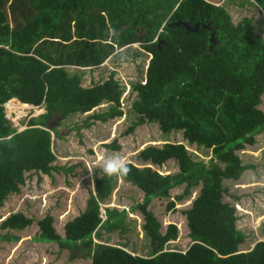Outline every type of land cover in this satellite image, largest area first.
<instances>
[{
	"label": "trees",
	"instance_id": "trees-1",
	"mask_svg": "<svg viewBox=\"0 0 264 264\" xmlns=\"http://www.w3.org/2000/svg\"><path fill=\"white\" fill-rule=\"evenodd\" d=\"M255 5L264 14V0H255ZM179 20L199 27L192 32L170 25ZM135 43L150 58L144 80L133 83L128 92V97L136 94L131 108L138 119L124 133L144 123L156 124L162 133L180 132L189 145L210 150L211 157L207 164L196 161L184 143L166 140L160 146L146 145L136 158L158 167L173 160L178 171L162 174L150 165L126 163L129 173L118 177L143 192L133 208L144 218L141 229L152 246L148 256L121 244L94 242L100 228L128 231L124 208L105 207L101 216L98 198L108 196L115 184L106 175L96 181L101 194L97 189L85 209L66 221L64 237L47 214L37 220L39 239L56 243L60 250L87 252L91 264H264V240L241 251L245 235L237 228L235 205L223 201V180H238L246 169L238 152L255 144V136L264 130V109L259 108L264 39L254 31L252 17L233 22L228 11L211 0H0V207L9 195L20 193L29 174H51L56 159L52 134L60 136L56 127L62 120L105 102L109 107L92 111L91 120L106 123L124 115V89L114 73L83 86L81 68L98 67L117 48ZM12 98L45 112L18 131L4 112V103ZM55 116L60 120L49 129ZM104 147L119 149L116 139ZM182 184L176 201L198 187L183 211L190 238L184 251L166 249L178 236L177 225L169 223L162 233L147 209L153 198H168L169 191ZM174 206L172 200L166 207ZM32 222L22 212L9 213L0 222L6 231L3 238L19 240L10 231ZM75 257L71 253L70 258Z\"/></svg>",
	"mask_w": 264,
	"mask_h": 264
},
{
	"label": "rangeland",
	"instance_id": "rangeland-1",
	"mask_svg": "<svg viewBox=\"0 0 264 264\" xmlns=\"http://www.w3.org/2000/svg\"><path fill=\"white\" fill-rule=\"evenodd\" d=\"M211 1L223 6L233 22H238L243 17H252L254 31L264 39V14L257 11L255 0ZM149 58L150 55L139 47V43H135L117 48L114 54L98 67L91 70L81 68L84 69L83 86L104 81L110 73H114V78L124 89L121 96L124 115L106 123L91 120L88 115H91L92 111H104L109 107L110 104L105 102L90 112L77 113L59 123L56 129L60 136H54L52 139V151L56 159L52 162L55 168L51 174H29L21 186L20 193L9 195L0 207V222L11 212H22L33 219L32 224L25 229L10 231L20 237L17 241L3 238L6 231L0 228V264H71L76 259L79 260L75 264H90L87 252L60 250L56 243L40 240L37 220L49 214L53 218L52 224L57 233L64 237L66 221L85 209L91 195L97 196L99 185L96 181L105 175L98 165L109 156H121L126 163L131 162L138 167L150 165L162 174L172 173L179 170L173 160L158 167L136 158L138 151L146 145L160 146L167 140L184 143L194 160L208 163L210 150L203 151L200 147L189 145L182 139L180 132L162 133L156 124L144 123L133 131L124 133L138 119V115L131 108V100L135 99L136 94L132 93L128 97V92L133 83L144 80ZM10 100L15 101V104L11 103L5 112L10 117V125L18 131L26 127L25 122L30 118L44 112L42 107L24 108L22 103ZM259 108L264 109V94ZM58 120L60 117L55 116L50 126L54 127ZM255 138V144L246 145L238 152L246 166L240 178L223 180V201L235 205L237 228L245 235V242L239 246L241 251H247L256 241L264 240V130ZM114 139L119 145L118 150L104 147V144H110ZM89 168L93 170L90 171ZM112 177L115 184L110 194L105 198H98L100 210L104 215L105 207H116L118 210L124 208L126 217L123 223L128 231L104 232L101 228L102 237H95L94 242L121 244L129 252L148 256L152 246L141 229L144 218L138 209L133 208L142 201L143 192L118 176ZM184 186L182 184L172 188L168 198H153L147 207L160 222L162 233L169 223L177 225L178 236L166 245V249L184 251L190 245L187 220L183 211L191 206L198 193V187L192 188L190 197L176 201L175 196L182 193ZM64 187L79 189L72 195L67 193ZM71 199L72 205L69 209ZM172 200L175 201V206L172 210H167V203ZM71 253L77 257L71 259Z\"/></svg>",
	"mask_w": 264,
	"mask_h": 264
},
{
	"label": "clouds",
	"instance_id": "clouds-1",
	"mask_svg": "<svg viewBox=\"0 0 264 264\" xmlns=\"http://www.w3.org/2000/svg\"><path fill=\"white\" fill-rule=\"evenodd\" d=\"M112 30H114V29H112ZM12 99L17 100L15 98H12ZM17 101H19V100H17ZM53 137H54V135L52 134V139H53ZM98 166L102 169V172L105 175L109 176V177H111V176H126L129 173V171H130L129 167L127 166V164L125 162V159L123 157H121V156H109L106 159L102 160L99 163ZM89 170L91 171L93 169L92 168H89ZM93 184H94V182H93ZM98 190H99V194H101L100 193L101 192L100 191V187H99ZM101 216L104 217V215H101ZM93 237L95 239V236H93Z\"/></svg>",
	"mask_w": 264,
	"mask_h": 264
},
{
	"label": "water",
	"instance_id": "water-1",
	"mask_svg": "<svg viewBox=\"0 0 264 264\" xmlns=\"http://www.w3.org/2000/svg\"><path fill=\"white\" fill-rule=\"evenodd\" d=\"M170 25H176V26L182 25L186 30H188V31H192V32L197 31V29H198V27H199V24H198V23L195 24L193 27H191V26L189 25L188 22L180 21V20H179V21H175V22L171 23ZM210 39L213 40V35H211ZM159 46H160V42H158V47H159ZM51 128H52V127L49 126V129H51ZM99 187H100V186H98V189H99ZM100 193H101V192H100Z\"/></svg>",
	"mask_w": 264,
	"mask_h": 264
},
{
	"label": "crops",
	"instance_id": "crops-1",
	"mask_svg": "<svg viewBox=\"0 0 264 264\" xmlns=\"http://www.w3.org/2000/svg\"><path fill=\"white\" fill-rule=\"evenodd\" d=\"M213 2H215V1H213ZM64 189H65V191L67 192V193H69V194H72V195H74L77 191H78V189H79V187H74V188H69V187H64ZM72 203V199H71V201H70V203L68 204V208L70 209L71 208V204ZM110 208V207H109ZM57 213H58V211H57ZM101 229V228H100ZM99 232H100V230H99ZM99 237H102V233H100V236ZM95 240V239H94ZM89 259V261H90V264H91V260H90V257L88 258ZM78 260L79 259H76V263H78ZM75 262H73V263H71V264H75Z\"/></svg>",
	"mask_w": 264,
	"mask_h": 264
},
{
	"label": "built area",
	"instance_id": "built-area-1",
	"mask_svg": "<svg viewBox=\"0 0 264 264\" xmlns=\"http://www.w3.org/2000/svg\"><path fill=\"white\" fill-rule=\"evenodd\" d=\"M17 101V100H16ZM15 101H11V100H8L7 102H5L4 103V112H5V109L6 108H8V106L9 105H11V103H14ZM19 102V101H18ZM23 104V103H22ZM25 107L24 108H30V109H34L35 108V106H32V105H30V104H23ZM38 107V106H37ZM42 110H44L43 109V107H42ZM45 112V111H44ZM44 112H42V113H44ZM18 113H20V112H18ZM42 113H38V115H36V116H39L40 114H42ZM5 117L9 120V122L11 121L10 120V117L9 116H7L6 115V112H5ZM21 118H23V115H22V117Z\"/></svg>",
	"mask_w": 264,
	"mask_h": 264
},
{
	"label": "bare ground",
	"instance_id": "bare-ground-1",
	"mask_svg": "<svg viewBox=\"0 0 264 264\" xmlns=\"http://www.w3.org/2000/svg\"><path fill=\"white\" fill-rule=\"evenodd\" d=\"M14 104H15V103H14ZM14 104H13V105H14Z\"/></svg>",
	"mask_w": 264,
	"mask_h": 264
}]
</instances>
